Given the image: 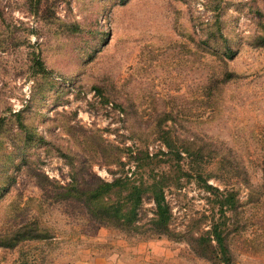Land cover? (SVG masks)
<instances>
[{
    "label": "rangeland",
    "instance_id": "obj_1",
    "mask_svg": "<svg viewBox=\"0 0 264 264\" xmlns=\"http://www.w3.org/2000/svg\"><path fill=\"white\" fill-rule=\"evenodd\" d=\"M31 3L0 0V234L28 224L46 238L0 247V264H212L185 239L124 232L94 220L79 201L57 198L71 174L81 185L94 175L130 187L168 168L170 230L205 233L218 219L213 197L163 154L153 123L174 148L203 145L197 161L183 154L181 171L236 191L237 212L225 219L231 264H264V47L252 46L264 0ZM52 16L69 34L55 33ZM224 48L231 58L219 55ZM32 53L48 73L35 70ZM225 66L238 76L217 82ZM210 78L216 86L207 94ZM22 109L38 140L24 139L15 124ZM209 146L233 156L247 186L218 154L207 155ZM146 197L142 229L151 216Z\"/></svg>",
    "mask_w": 264,
    "mask_h": 264
},
{
    "label": "trees",
    "instance_id": "obj_2",
    "mask_svg": "<svg viewBox=\"0 0 264 264\" xmlns=\"http://www.w3.org/2000/svg\"><path fill=\"white\" fill-rule=\"evenodd\" d=\"M38 2L39 0H32V7H38ZM49 22L51 25H55L56 34H69V30L57 17L52 16ZM73 29L76 30L79 29V27L74 26ZM203 42H206V38ZM252 46L264 47V25H261L259 33L252 37ZM231 54L229 49L224 48L219 55H225L226 58H231ZM32 62L37 72H46L38 54H33ZM237 76L238 75L234 72L226 69L225 66L219 79L215 80L223 83ZM214 86H216L214 79L210 78L209 86L206 89L207 94H210ZM93 89L96 93L100 94V88L94 86ZM35 93L36 91L33 89L31 98H33ZM26 108L28 107L26 106ZM24 109L12 114L16 122L15 124L19 129H22V137L24 139L38 140L39 137H36L35 133L27 129L21 121V113H23ZM167 118L168 115H165L162 121H166ZM3 120L4 119H1L0 121V128L1 124L3 125ZM153 125L152 130H155L154 133H156L161 143L166 148L163 154L174 159L176 170L180 171L184 176L196 178V180L200 182L201 188L210 193L213 197V202L217 208L218 219L210 224L209 229L205 231V233L199 236H192L170 230V209L163 194L164 188L174 182L171 181L172 179H168V168L160 172L158 176L150 177V179L144 183L139 182L138 184H132L130 187H127L126 183H123L120 177L113 176L109 181H106L94 175L91 176L90 180L84 183V185H81L78 183L76 177L71 174L70 182L63 187H59L60 192L57 198H71L79 201L85 207L90 217L106 226H111L124 232L143 231L150 234L163 235L174 240L185 239L195 254L207 259L212 264H231L232 255L227 244L228 233L225 230V219L227 218V213H229L230 216H234L237 212L239 201L236 197V191L232 189L219 190L217 187L206 183L199 172L189 175L188 172L181 171L179 161L183 158V154L187 156L189 160L197 161V159L204 157L202 153V149H204L203 145L195 144V141L191 140L189 141L191 149L187 146L181 149L174 148L168 141V131L161 129L159 124L153 123ZM207 142L211 144L210 141ZM98 148L101 152L104 150L101 145ZM160 152L162 153V151ZM213 153L218 154L216 156L222 164L224 163L230 170L233 175L232 177L237 183L247 186L245 172L239 165L234 164L232 160L233 156L229 155L227 152H225V154L223 152L215 153L213 146H209L207 155L211 157ZM143 156L147 157V152H144ZM133 158L136 159V157ZM119 164L121 165L123 163ZM178 179L179 178L175 179L176 183H178ZM260 186L264 188V158L261 161V185H259V187ZM144 196H147L146 198L152 202V208L151 216L146 219V226L142 229V227L137 224V221L139 219L138 210ZM45 235L46 234L37 227H30L28 224L23 225L10 235L0 234V247L11 248L21 240H41L46 238Z\"/></svg>",
    "mask_w": 264,
    "mask_h": 264
}]
</instances>
